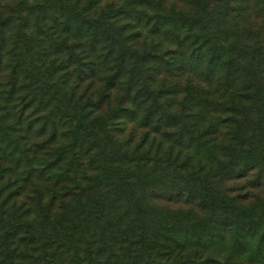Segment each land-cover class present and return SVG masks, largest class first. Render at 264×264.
Segmentation results:
<instances>
[{"label":"trees","instance_id":"16d2710c","mask_svg":"<svg viewBox=\"0 0 264 264\" xmlns=\"http://www.w3.org/2000/svg\"><path fill=\"white\" fill-rule=\"evenodd\" d=\"M110 1L98 14L92 0L18 2L32 79L19 87L25 95L14 81L0 84V182L11 173L4 159L28 158L25 116L66 142L50 164L38 159L46 198L34 185L20 204L12 181L0 183V264H264V190L233 193L239 180L264 187V19L252 18L262 9L248 0ZM50 12L64 19H29ZM55 26L74 62L62 81L38 66L30 35ZM126 127L187 152L155 156L149 168L148 152L121 137Z\"/></svg>","mask_w":264,"mask_h":264},{"label":"rangeland","instance_id":"374dc122","mask_svg":"<svg viewBox=\"0 0 264 264\" xmlns=\"http://www.w3.org/2000/svg\"><path fill=\"white\" fill-rule=\"evenodd\" d=\"M20 0H0V19L6 20V23L3 25V28L0 30V84L10 85L12 81H14L17 84V89L14 94L18 95H25L23 90H21L19 87L21 85H26L28 82L31 81V76L28 75L27 70V62L30 60V57H26L27 52L25 51L23 45L26 41L23 38H28V35H21L18 32V29L16 27L17 24V17L22 15H26L27 11H19L18 10V2ZM28 3L33 4L35 2H49L52 0H27ZM93 3L91 6H94L92 8V11L90 14H98L101 11H106L108 3H110V0H92ZM241 1V0H239ZM251 3H253V11L256 8H261L262 10H259L260 12L253 13L252 18L256 20H263L264 19V0H248ZM89 2V0H81L80 4H86ZM88 5V4H87ZM90 6V5H88ZM259 6V7H258ZM54 16H59L58 21L64 19V15L61 13H48L46 15V18L43 17H37L36 15L29 16V19H31L32 24H39V20L45 19L46 23H51V20L54 19ZM41 18V19H40ZM255 24L257 22H254ZM56 32L48 33V34H42V35H36L35 30L30 32V35H34L36 43V53L40 54V56H36L38 59V66L41 67L42 70L48 71V70H55L59 74L53 75L49 77L48 79L51 81L52 79L62 81L64 80V77L61 75L62 72H64L67 69H73L74 68V62H68V57L66 55L65 51H61L59 47V43L62 39L66 38V34L61 26L57 27L55 26ZM256 26L254 27V29ZM253 29V30H254ZM31 35V36H33ZM68 42V39H66ZM81 41L72 39L70 40V44H79ZM82 45L84 43L85 46L88 45L87 42L82 41ZM80 51V49L76 50ZM41 59V60H39ZM17 66V67H16ZM14 69V80L12 75V71ZM74 71V69H73ZM77 79L76 76L72 75L71 80ZM79 79H77L75 82H78ZM72 82V81H71ZM82 84L85 86L87 83H90L91 80L87 79L86 81H83ZM74 83V82H73ZM103 84L100 81H95L93 88L101 87ZM108 89V88H107ZM84 89H82L81 85L78 86L77 93H82ZM109 90V89H108ZM114 93V91H113ZM121 91H118L114 93L112 99H117L121 95ZM85 96H89V93L83 94ZM15 96V97H17ZM117 102V100H113L112 104ZM29 122V124H28ZM42 119L40 116L37 117H31L27 118L25 116V119L23 120L22 124L24 126V131L22 132L23 137L26 139H23L22 143L27 147L28 149V158L26 161L24 160L22 163H15L13 161V164L11 162H7L6 159H4V164L11 166V173L10 175H6V177L1 180V184L12 181L11 185L8 184L9 190L14 189L15 192H17V203L22 204L23 202L27 203L29 201H32L30 197L33 195V187L34 185H37L42 191V194L44 198L48 195V190L46 187L51 184L45 181L43 174L42 178L39 177V169L42 167L40 165V162L38 159H42L44 163L50 164L52 160V153L54 150L59 148V146L63 145L66 140L61 139L60 137H57L55 139H50V129H42ZM28 124V125H27ZM152 132L148 128H136L134 130H131L130 127H126V130L124 132V135L121 136L123 139L126 140L127 143H130L133 147L137 148L140 153L142 152H148V158L149 161V168L153 166L154 163V157L161 156L163 157L168 152H172L174 156V160L178 159L179 154H185L187 151L183 149V146H179L177 144H174L170 141L162 140L159 137L154 136L151 134ZM154 138V139H153ZM162 141V145H161ZM161 145V146H160ZM17 159V157H16ZM25 166L24 171H27L28 168H32V171L34 172L32 174V177L30 178V181H26L23 179V175H19L21 173L22 168ZM24 173V172H23ZM244 180H239L237 182H234L233 185L235 186L234 189L236 193H249L252 191L254 192H261L264 190V187L262 184L252 188L250 187L251 184L248 182H243ZM162 201L166 202V200ZM26 205V204H25ZM58 206V205H57ZM54 205V207H57ZM53 207V206H52ZM38 209L36 205H34L32 210ZM31 210V208L29 209ZM31 210V211H32Z\"/></svg>","mask_w":264,"mask_h":264}]
</instances>
